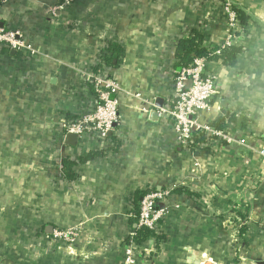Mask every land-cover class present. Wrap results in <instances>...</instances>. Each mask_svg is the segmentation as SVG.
Returning a JSON list of instances; mask_svg holds the SVG:
<instances>
[{
	"label": "crops",
	"instance_id": "crops-1",
	"mask_svg": "<svg viewBox=\"0 0 264 264\" xmlns=\"http://www.w3.org/2000/svg\"><path fill=\"white\" fill-rule=\"evenodd\" d=\"M221 5L249 18L241 32ZM0 27L33 51L0 49V264H120L139 190L167 197L166 240L138 247V264H264V0H5ZM195 29L210 50L242 53L234 67L209 63L219 93L197 118L231 121L227 140L186 149L160 111L174 100L178 42ZM109 43L122 48L107 66L119 123L104 143L71 146L66 127L92 111L87 75ZM92 152L67 181L63 160ZM235 213L247 215L243 235Z\"/></svg>",
	"mask_w": 264,
	"mask_h": 264
},
{
	"label": "built area",
	"instance_id": "built-area-1",
	"mask_svg": "<svg viewBox=\"0 0 264 264\" xmlns=\"http://www.w3.org/2000/svg\"><path fill=\"white\" fill-rule=\"evenodd\" d=\"M215 0H207L208 4H213ZM74 0H65L66 4L73 3ZM2 1L0 0V4ZM223 12L229 19L231 33H239L242 28L239 25L237 15L228 5H221ZM8 46L10 51L30 52L33 54L31 46L20 39V34L14 31H6L0 27V49ZM231 46V44H228ZM233 46V45H232ZM219 54V52H217ZM101 65L99 72H89L87 81L94 88L93 109L90 113L84 114L75 121H72L67 128V134H76L85 140L88 137L97 139L100 143L108 141L109 135L114 131V126L118 125L119 102L116 98L118 86L116 81L107 71L105 57L99 61ZM209 62L205 59L195 60L194 65L176 73L174 82V100L168 110L161 109L160 113L168 116L179 144L189 149L194 143V134L197 132L206 133L213 138L227 140L224 132H219L210 127H203L198 124V116L203 112H209L214 104V98L219 93L220 79L216 73L209 70ZM67 135H64V137ZM209 136V137H210ZM211 139V138H207ZM198 144L196 146H200ZM167 194L149 192L142 204L140 211V226L148 227L151 230L159 231L161 220L165 214L159 209V204L166 200ZM70 233L59 232L54 239L72 240ZM138 247L133 243H125L123 258L120 264H138Z\"/></svg>",
	"mask_w": 264,
	"mask_h": 264
},
{
	"label": "trees",
	"instance_id": "trees-1",
	"mask_svg": "<svg viewBox=\"0 0 264 264\" xmlns=\"http://www.w3.org/2000/svg\"><path fill=\"white\" fill-rule=\"evenodd\" d=\"M239 22L241 28L246 27L248 24V17L238 10H233ZM244 29V28H243ZM5 48V47H4ZM4 52L6 50H3ZM106 51L109 53V56L105 58V64L109 68H114L118 66L122 48L118 43H109L107 45ZM219 52V54L217 53ZM242 49L234 46H227L215 50H210L206 44L205 36L199 30H193L189 37L181 39L178 42L175 54L176 66L175 70L179 69L181 71L191 68L195 60L205 59L207 62H219L221 61L227 67H234L241 56ZM10 54V52H9ZM101 69V65H96L93 69V72L97 73ZM231 122V121H230ZM225 119L220 118L212 124V128L216 131H225L228 129L229 123ZM207 138H210L206 133L197 132L194 134V143L190 145V148L193 149L198 144L205 143ZM99 156L98 153L92 152L81 158H78L76 161L70 159L63 160V176L67 181H73L75 179L74 169L78 164L87 163ZM155 192V191H154ZM149 193L148 190H139L135 194L133 205V218L131 220V225L134 228V234L127 243H133L137 247H140L149 240H157V242L165 241L163 234H156V231L149 229L145 226H140V211L141 204L145 196ZM175 195L189 194L184 189H177L174 191ZM236 222L243 223L240 228L241 235L247 231V215L242 213H235Z\"/></svg>",
	"mask_w": 264,
	"mask_h": 264
},
{
	"label": "water",
	"instance_id": "water-1",
	"mask_svg": "<svg viewBox=\"0 0 264 264\" xmlns=\"http://www.w3.org/2000/svg\"><path fill=\"white\" fill-rule=\"evenodd\" d=\"M2 2L3 1H5V0H1ZM179 71H181V70H179ZM116 125L114 126V129H116ZM77 139H78V136L76 135V134H72V133H69L68 135H67V138H66V141H67V143L69 144V145H71V146H75L76 145V143H77Z\"/></svg>",
	"mask_w": 264,
	"mask_h": 264
},
{
	"label": "rangeland",
	"instance_id": "rangeland-1",
	"mask_svg": "<svg viewBox=\"0 0 264 264\" xmlns=\"http://www.w3.org/2000/svg\"><path fill=\"white\" fill-rule=\"evenodd\" d=\"M213 212H214V209H213ZM226 224V222H224Z\"/></svg>",
	"mask_w": 264,
	"mask_h": 264
}]
</instances>
